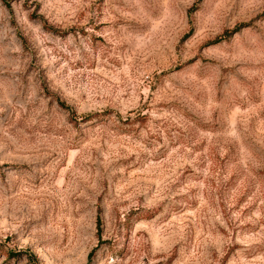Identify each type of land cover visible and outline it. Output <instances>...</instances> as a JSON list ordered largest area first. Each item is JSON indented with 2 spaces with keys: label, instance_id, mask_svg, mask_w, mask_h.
Instances as JSON below:
<instances>
[{
  "label": "rangeland",
  "instance_id": "rangeland-1",
  "mask_svg": "<svg viewBox=\"0 0 264 264\" xmlns=\"http://www.w3.org/2000/svg\"><path fill=\"white\" fill-rule=\"evenodd\" d=\"M0 264H264V0H0Z\"/></svg>",
  "mask_w": 264,
  "mask_h": 264
}]
</instances>
